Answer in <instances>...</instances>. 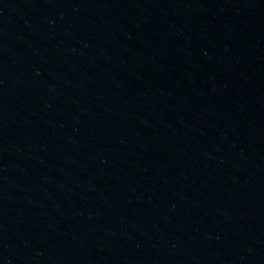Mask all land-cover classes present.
Masks as SVG:
<instances>
[{
  "label": "water",
  "instance_id": "1",
  "mask_svg": "<svg viewBox=\"0 0 264 264\" xmlns=\"http://www.w3.org/2000/svg\"><path fill=\"white\" fill-rule=\"evenodd\" d=\"M0 264H264V0H0Z\"/></svg>",
  "mask_w": 264,
  "mask_h": 264
}]
</instances>
